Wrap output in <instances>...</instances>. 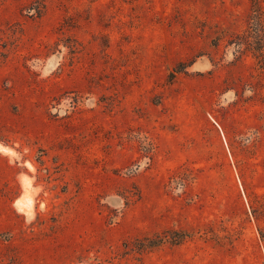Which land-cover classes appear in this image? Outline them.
<instances>
[{"label": "rangeland", "instance_id": "obj_1", "mask_svg": "<svg viewBox=\"0 0 264 264\" xmlns=\"http://www.w3.org/2000/svg\"><path fill=\"white\" fill-rule=\"evenodd\" d=\"M254 1L0 0V264H264Z\"/></svg>", "mask_w": 264, "mask_h": 264}, {"label": "trees", "instance_id": "obj_2", "mask_svg": "<svg viewBox=\"0 0 264 264\" xmlns=\"http://www.w3.org/2000/svg\"><path fill=\"white\" fill-rule=\"evenodd\" d=\"M254 10H253V15L251 17V20H252V25L253 26H259V27H262V25H264V20H263V16H262V13H261V10L259 9V2L257 1H254ZM261 42L264 41V36L259 39ZM260 57H263V54L261 53L260 54ZM262 63H264V57L262 59Z\"/></svg>", "mask_w": 264, "mask_h": 264}]
</instances>
